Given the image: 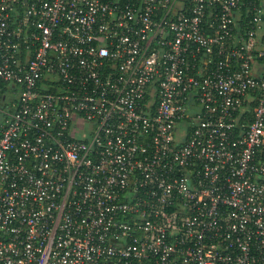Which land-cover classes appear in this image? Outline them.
<instances>
[{"label": "built area", "instance_id": "built-area-1", "mask_svg": "<svg viewBox=\"0 0 264 264\" xmlns=\"http://www.w3.org/2000/svg\"><path fill=\"white\" fill-rule=\"evenodd\" d=\"M0 264H264V0H0Z\"/></svg>", "mask_w": 264, "mask_h": 264}]
</instances>
